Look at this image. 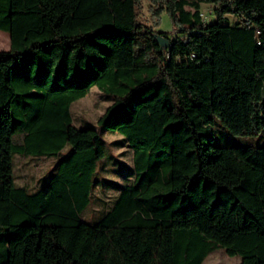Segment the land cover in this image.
Returning a JSON list of instances; mask_svg holds the SVG:
<instances>
[{
	"label": "trees",
	"instance_id": "16d2710c",
	"mask_svg": "<svg viewBox=\"0 0 264 264\" xmlns=\"http://www.w3.org/2000/svg\"><path fill=\"white\" fill-rule=\"evenodd\" d=\"M141 1L0 0V264H264V148L211 143L215 118L264 130V0H148L173 23L168 50ZM94 88L133 182L89 224L105 144L71 107ZM16 155L57 159L44 186H17Z\"/></svg>",
	"mask_w": 264,
	"mask_h": 264
},
{
	"label": "rangeland",
	"instance_id": "374dc122",
	"mask_svg": "<svg viewBox=\"0 0 264 264\" xmlns=\"http://www.w3.org/2000/svg\"><path fill=\"white\" fill-rule=\"evenodd\" d=\"M140 21L151 27L156 33H164L165 38L171 39L174 36L173 23L165 11L160 16L159 25L156 27L150 12L148 0L141 1ZM203 21L206 24L215 20L214 8L203 5ZM227 21L234 24L236 19L229 16ZM9 50V35L0 31V53ZM112 104L97 88L92 89L90 94L71 107L74 126L81 128H96L100 130L102 140L105 144V159L99 163V174L97 181L99 187L96 189L95 198L82 214L83 220L89 224L95 223L101 212L108 210L118 198L119 187L132 183L131 171L133 170V154L128 148L123 136L112 133L108 129H100L97 120ZM211 143L214 146L224 147H254L264 148V130L257 137H241L232 135L223 127L217 118L211 130ZM66 153H63V156ZM56 158H28L16 155L14 158V176L17 186L28 187L35 191L45 185L48 175L54 170ZM95 180V181H96ZM203 264H241L240 257L227 256L224 250H217L207 257Z\"/></svg>",
	"mask_w": 264,
	"mask_h": 264
},
{
	"label": "water",
	"instance_id": "95a60500",
	"mask_svg": "<svg viewBox=\"0 0 264 264\" xmlns=\"http://www.w3.org/2000/svg\"><path fill=\"white\" fill-rule=\"evenodd\" d=\"M155 38L164 50H168L170 41L167 38L163 37L161 34H155Z\"/></svg>",
	"mask_w": 264,
	"mask_h": 264
}]
</instances>
